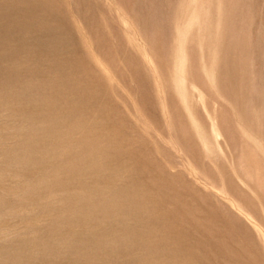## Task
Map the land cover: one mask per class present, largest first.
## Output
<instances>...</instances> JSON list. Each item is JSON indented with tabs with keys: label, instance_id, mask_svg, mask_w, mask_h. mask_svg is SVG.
Returning a JSON list of instances; mask_svg holds the SVG:
<instances>
[{
	"label": "rangeland",
	"instance_id": "374dc122",
	"mask_svg": "<svg viewBox=\"0 0 264 264\" xmlns=\"http://www.w3.org/2000/svg\"><path fill=\"white\" fill-rule=\"evenodd\" d=\"M0 264H264V0H0Z\"/></svg>",
	"mask_w": 264,
	"mask_h": 264
},
{
	"label": "bare ground",
	"instance_id": "6f19581e",
	"mask_svg": "<svg viewBox=\"0 0 264 264\" xmlns=\"http://www.w3.org/2000/svg\"><path fill=\"white\" fill-rule=\"evenodd\" d=\"M177 71V70H176Z\"/></svg>",
	"mask_w": 264,
	"mask_h": 264
}]
</instances>
